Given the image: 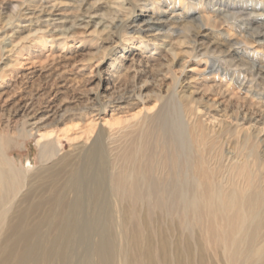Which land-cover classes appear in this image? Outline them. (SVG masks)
<instances>
[{"label": "bare ground", "instance_id": "bare-ground-1", "mask_svg": "<svg viewBox=\"0 0 264 264\" xmlns=\"http://www.w3.org/2000/svg\"><path fill=\"white\" fill-rule=\"evenodd\" d=\"M165 21L158 16L144 19L143 25L160 29ZM135 57L134 51L125 70L112 66L106 87L85 90L87 104L78 116L80 121L89 120L92 133L96 117L115 102L120 110L137 104L142 109L106 122L108 128L96 135L89 148L81 150V156L58 159L52 169L48 167L58 155L60 140L56 131L42 129L67 116L49 102L46 107L51 114L46 116L40 112L42 106L26 105L25 118L13 134L10 119L0 121V256L5 258L0 264H70V257L79 250L87 254L88 264L94 259L98 264H187L184 254L193 252L189 237L196 228L203 241L221 243L228 264L250 260L264 264V184L258 183L248 162L230 163L233 158H225L223 146L213 159L209 157L202 129L208 119L211 127L225 122L215 115L204 118L213 106L225 103V109L236 108V119L242 116L243 125L248 123L237 130L238 139L242 135L250 155L257 157L259 141L253 132L256 123L264 119V105L254 101L248 106L238 98V92H229V87L223 89L220 83L205 88L216 89L222 102L214 99L204 108L188 106L193 93L177 76L175 61L164 57L158 59L159 64L173 81L166 92L176 91L183 117L166 104L157 110L156 106L148 108L145 85L122 89L121 82L131 68L135 79L146 72L139 68L142 60ZM257 71L264 78V67ZM110 89L117 97L108 94ZM163 93L159 91L157 101L164 99ZM37 133L42 169L35 172L17 164L10 149H23L26 142L20 139L28 140ZM175 213L185 240L172 255L168 237L161 236L158 246L154 245L156 234L150 223L160 216L174 222ZM200 261L205 264L203 252Z\"/></svg>", "mask_w": 264, "mask_h": 264}, {"label": "rangeland", "instance_id": "rangeland-1", "mask_svg": "<svg viewBox=\"0 0 264 264\" xmlns=\"http://www.w3.org/2000/svg\"><path fill=\"white\" fill-rule=\"evenodd\" d=\"M174 14L178 20H174ZM158 16L166 20L160 29L143 25L144 19ZM134 51V59L143 62L139 68L146 72L135 79V69L131 68L121 85L124 91L132 90L135 84L145 85L148 108L156 106L157 110L166 104L175 107L180 119L183 117L176 91L166 92L173 81L172 75H165L159 64L158 59L164 57L175 61L177 76L193 93L188 106L204 108L214 99L222 102L216 89L205 88L220 83L223 89L229 87V92H238V98L246 105L254 101L264 105V78L257 71L264 67V0H0V121L5 123L9 118L13 134L25 118L26 105L42 106L40 112L46 116L49 102L67 116L59 124L42 129L56 131L60 140L58 155L48 167L52 169L58 159L82 154L81 150L89 148L96 135L108 128L106 122L132 116L142 109L137 104L120 110L115 102L96 117L94 133L89 120L80 121L78 116L87 104L85 90L106 87L113 74L112 66L125 70ZM160 90L165 91L164 99L157 101ZM108 94L117 97L113 89ZM224 104L213 106L204 117L215 115L225 120L221 126L211 127L208 119L202 128L206 154L213 159L218 147L223 146L225 158H233L230 163L248 162L258 183L264 184V119L256 123L253 132L259 141V154L251 156L250 146L245 147L242 135L238 139L237 133L246 121L242 116L236 119V108L225 109ZM258 115L255 110V116ZM46 121L49 124L52 118ZM39 134L20 139L21 143L26 142L23 149H10L17 164L35 172L42 169L38 158ZM174 215V222L160 216L150 223L156 234L154 245L158 246L161 236L168 237L172 255L178 245L184 246L185 240L179 214ZM189 238L193 252L184 254L185 263L201 264L203 252L205 264H228L221 243L203 241L198 228ZM87 258L79 250L70 257V264H88ZM4 259L0 256L1 263ZM251 261L246 264H252ZM93 262L98 264L95 259Z\"/></svg>", "mask_w": 264, "mask_h": 264}]
</instances>
